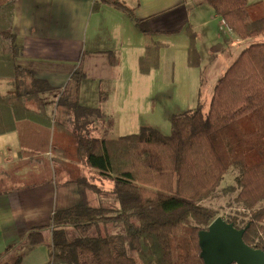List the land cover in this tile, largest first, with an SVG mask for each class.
Segmentation results:
<instances>
[{"label": "trees", "instance_id": "obj_1", "mask_svg": "<svg viewBox=\"0 0 264 264\" xmlns=\"http://www.w3.org/2000/svg\"><path fill=\"white\" fill-rule=\"evenodd\" d=\"M14 1L0 0V86L7 90H0V136L16 133L20 157H32L35 162L49 154L52 165L81 164L95 172L94 181L111 180L119 208L76 205L54 212L46 227L28 232L12 263H3L0 256V264H20L28 252L44 243L46 231L51 264H203L198 233L218 215L201 204L211 198L231 169L238 172L237 210L220 218L245 229L243 242L264 252V42L251 43L238 54L217 80L206 111L198 104L173 116L168 136L142 127L136 134L100 139L92 133L94 121L104 114L78 103L79 84L86 77L82 69L76 70L67 85L73 94L63 93L57 101V109L66 112L64 123L43 107L28 106L51 88L16 66ZM206 1L234 41L264 37L261 2ZM109 4L127 13L141 33H149L146 20L134 19L117 2ZM219 35L222 39L221 31ZM186 36L187 66L197 67L194 32L186 29ZM222 46L219 42L210 51H220ZM161 48L155 42L145 48L137 63L139 74L149 75L158 68ZM13 172L5 180L12 182ZM92 179L75 175L67 182L100 194ZM14 190L0 183V195ZM99 224L122 228L137 261L127 255L122 236H90ZM70 230L76 234L72 240L68 239Z\"/></svg>", "mask_w": 264, "mask_h": 264}, {"label": "crops", "instance_id": "obj_2", "mask_svg": "<svg viewBox=\"0 0 264 264\" xmlns=\"http://www.w3.org/2000/svg\"><path fill=\"white\" fill-rule=\"evenodd\" d=\"M109 2L123 5L136 20H146L149 33H141L127 13ZM255 2L264 5V0L250 3ZM221 22L206 0H15L12 33L19 52L15 63L31 72L34 80L51 88L50 92L32 101H35L34 109L43 107L53 118L64 123L66 112L57 109V101L63 93L73 94L67 85L76 70L82 69L85 78L100 83L102 80L118 83L122 73L138 72V59L145 48L155 42L162 45L155 70L161 72L168 69L166 53L186 56V29L194 32L196 43L205 42L210 49L212 43L221 42L217 34ZM225 38H222L224 42ZM227 38L232 39L229 34ZM229 66L222 70L221 76ZM81 82L77 92L79 105L99 109L98 104H80ZM0 90L7 91L3 85ZM93 92V99H96L98 92L96 89ZM103 114L102 119L94 121L92 135H105L117 128L115 118ZM104 121L107 129L99 126ZM19 152L16 133L0 136V183L15 189L0 195V256L3 263L16 258L18 247L28 232L46 227L54 212L83 205L84 191L88 190L67 182L70 176H81L90 171L96 178L95 172L84 165H52L49 154L43 156L44 161L34 162L32 157H20ZM17 164L23 166L16 169ZM12 168H15L14 172L10 170ZM10 171L13 172L12 182L5 180ZM49 246L50 234L46 231L44 243L28 252L20 264H51Z\"/></svg>", "mask_w": 264, "mask_h": 264}, {"label": "rangeland", "instance_id": "obj_3", "mask_svg": "<svg viewBox=\"0 0 264 264\" xmlns=\"http://www.w3.org/2000/svg\"><path fill=\"white\" fill-rule=\"evenodd\" d=\"M252 1L249 0V3ZM217 32L219 35V28ZM227 34L228 32H223V37L227 39L225 42L220 38L223 43L220 51L211 52L205 42L196 43L195 41V49L198 55L197 67L187 66V55L185 57H177L176 54L173 56L170 53H166L168 69H163L161 72L152 70L153 74L150 72L151 75L149 74L147 77L141 78L138 72L133 70L131 73H122L118 83H114L111 80H102L100 83L84 78L81 82L80 104H98L101 112L108 116L111 114L115 118L117 126L115 130L105 135L93 134L92 137L117 139L136 134L142 127H152L163 136H168L171 132L173 116L194 109L198 104L202 105L206 111L214 86L223 72L222 70L232 64L237 54L248 45L255 42H264V37L234 41L233 38V40L227 38ZM215 44L212 43L211 46ZM94 89L98 92L96 99H93ZM34 103L35 101H30L28 106L34 109ZM106 124L104 121L99 126L107 129ZM81 176L93 178L91 182H94L101 190L100 194L84 191L83 205L85 207L102 208L110 211L118 210V201L113 194L114 184L111 180L97 179L94 181L95 177L90 171H86L84 174L81 173ZM237 176L238 172L235 169L229 170L216 192L201 205L215 211L218 217L226 218L235 214L237 210L234 202L237 195L235 178ZM231 188L233 191H230ZM260 206L262 207L263 204H260ZM72 234L76 235L73 230H70L69 240H72ZM89 235L102 237L122 236L124 238V231L122 228L99 224L90 231ZM124 245L127 255L137 261L136 255L129 249L125 238ZM14 259L10 258L7 262L12 263Z\"/></svg>", "mask_w": 264, "mask_h": 264}, {"label": "water", "instance_id": "obj_4", "mask_svg": "<svg viewBox=\"0 0 264 264\" xmlns=\"http://www.w3.org/2000/svg\"><path fill=\"white\" fill-rule=\"evenodd\" d=\"M244 231L217 217L198 233L203 264H264V252L243 242Z\"/></svg>", "mask_w": 264, "mask_h": 264}, {"label": "built area", "instance_id": "obj_5", "mask_svg": "<svg viewBox=\"0 0 264 264\" xmlns=\"http://www.w3.org/2000/svg\"><path fill=\"white\" fill-rule=\"evenodd\" d=\"M220 31L223 33L224 31L225 32H229L228 29H227V26L225 25V23L222 21L221 22V25H220Z\"/></svg>", "mask_w": 264, "mask_h": 264}]
</instances>
